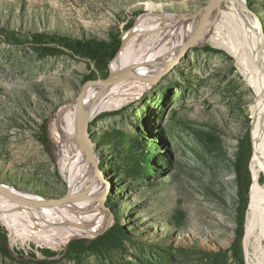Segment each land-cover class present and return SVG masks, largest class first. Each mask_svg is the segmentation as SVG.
Here are the masks:
<instances>
[{
  "label": "rangeland",
  "instance_id": "374dc122",
  "mask_svg": "<svg viewBox=\"0 0 264 264\" xmlns=\"http://www.w3.org/2000/svg\"><path fill=\"white\" fill-rule=\"evenodd\" d=\"M207 1L0 0V183L52 198L68 191L50 133L53 116L88 81L105 78L120 50L112 59L66 47L51 54L44 46H54L52 35L109 44L144 13L193 14ZM246 3L264 33V0ZM218 20L208 31L229 38ZM34 33L45 41L34 42ZM248 86L224 48L192 45L156 85L89 121L106 183L103 226L64 245L28 239L0 220L10 251H0V264H245L254 102ZM77 238L96 242L68 249Z\"/></svg>",
  "mask_w": 264,
  "mask_h": 264
},
{
  "label": "bare ground",
  "instance_id": "6f19581e",
  "mask_svg": "<svg viewBox=\"0 0 264 264\" xmlns=\"http://www.w3.org/2000/svg\"><path fill=\"white\" fill-rule=\"evenodd\" d=\"M245 6L246 0H216L213 14L193 45L210 42L232 54L254 93L249 112L252 183L242 246L245 264H264V33L256 15L251 17ZM187 16L188 13H144L137 17L135 25L122 36L121 48L110 63V70L125 77L127 84L141 83V86L112 84L97 95L61 104L53 116L50 133L61 149L59 166L69 186L67 194L81 193L91 181L93 187L70 204L44 205L46 196L0 183V199L10 211L0 208L1 222L16 234L36 242L64 245L76 235H94L103 226L106 183L95 169L98 158L93 159L91 147L82 140L79 131L85 132L95 115L115 109L149 89L147 85L155 79L170 53L184 45L205 12L185 21ZM215 17L229 28V38L208 31ZM96 83L88 81L82 92L91 91ZM87 156L89 166L85 163Z\"/></svg>",
  "mask_w": 264,
  "mask_h": 264
},
{
  "label": "water",
  "instance_id": "95a60500",
  "mask_svg": "<svg viewBox=\"0 0 264 264\" xmlns=\"http://www.w3.org/2000/svg\"><path fill=\"white\" fill-rule=\"evenodd\" d=\"M215 1L216 0H208L197 12H195L193 14H188V16L185 17L186 19H184V20L185 21H188V20L193 19L199 13L205 12L204 18L196 25V27L194 28L191 36L184 43V45L182 47H179V48L174 49L170 53V55L166 59L165 63L160 68L159 73L157 74V76L155 77V79H153L147 85L148 88H151L154 85H156V83L170 69H172L173 66L177 62H179L180 57L182 55H184L188 51V49L190 47H192L195 38L204 29V26H205L206 22L208 21V19L210 18V16L214 12V9H215ZM244 8H245V10H247L250 13V16L251 17H254L256 15L254 13V11L252 9H250L248 6H245ZM154 14L160 15L161 12H155L154 11ZM135 22H136V20H135ZM121 45H122V37H121L120 47H121ZM120 47H119V49H120ZM112 84H121V85H126V86H141V83H139L138 85H130V84H127L126 83V80H125V77H122L120 75H116V74H114L110 70V64H109V73H108V75L105 78H103V79L97 80L96 85L93 87V89L91 91L81 92L80 94H78L77 96H75L73 99L68 100L67 102H68V104H73V103H76V102H78V101H80V100H82L84 98L89 97V96L97 95L100 91L108 88ZM79 133H80V136H81L82 140L85 143H87V144L90 145V147H91V151L90 152H91V156L93 157V159L98 158V151H97V148H96V143L88 136L87 130L85 132L79 131ZM85 163H86V166H89V164H90V156H87V158L85 160ZM95 169L99 171V165L98 164H95ZM93 185H94V183L92 181L89 182L81 193L67 194V192H66L64 195H62V196H60L58 198L46 197L42 201V204H44V205H46V204H61V205L70 204V203L74 202L75 200H77L79 197H81L85 192H87L88 190H90L93 187ZM0 208L2 210H4L5 212L9 211L8 207H6V205L2 202L1 199H0Z\"/></svg>",
  "mask_w": 264,
  "mask_h": 264
},
{
  "label": "trees",
  "instance_id": "16d2710c",
  "mask_svg": "<svg viewBox=\"0 0 264 264\" xmlns=\"http://www.w3.org/2000/svg\"><path fill=\"white\" fill-rule=\"evenodd\" d=\"M32 39L34 42H40L45 41L43 35L41 33H34L32 35ZM49 42H52L54 44L53 47H46L44 46V49L51 54H54L58 51H60L63 47L69 48L75 53H86L90 52L93 54V56L97 57H107L109 59H112L115 54L117 53L119 47H120V40H116L115 42L107 43L105 40H99L94 38H88V39H80V38H72L65 35H52L49 38ZM92 77H89L88 79H91ZM117 222L114 223L109 229L105 231L104 234L109 232L111 228L117 227ZM96 242V239H87V238H77L70 241L68 245V249H79V250H87L91 249L94 246V243ZM77 246V247H75ZM0 251L5 254H10V251L8 249V244L6 240V235L4 232H0ZM24 264H44L47 262V260H32V259H22Z\"/></svg>",
  "mask_w": 264,
  "mask_h": 264
}]
</instances>
